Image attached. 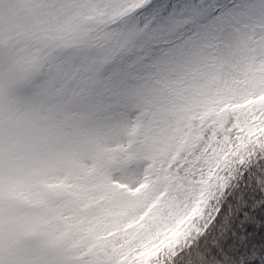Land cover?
I'll use <instances>...</instances> for the list:
<instances>
[{"label":"snow or ice","instance_id":"6c2138e0","mask_svg":"<svg viewBox=\"0 0 264 264\" xmlns=\"http://www.w3.org/2000/svg\"><path fill=\"white\" fill-rule=\"evenodd\" d=\"M0 264H264V0H0Z\"/></svg>","mask_w":264,"mask_h":264}]
</instances>
